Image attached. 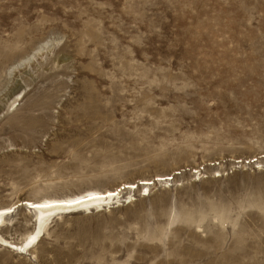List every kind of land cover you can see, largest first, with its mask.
<instances>
[{
	"label": "rangeland",
	"instance_id": "374dc122",
	"mask_svg": "<svg viewBox=\"0 0 264 264\" xmlns=\"http://www.w3.org/2000/svg\"><path fill=\"white\" fill-rule=\"evenodd\" d=\"M118 189L0 264H264V0H0V236Z\"/></svg>",
	"mask_w": 264,
	"mask_h": 264
},
{
	"label": "bare ground",
	"instance_id": "6f19581e",
	"mask_svg": "<svg viewBox=\"0 0 264 264\" xmlns=\"http://www.w3.org/2000/svg\"><path fill=\"white\" fill-rule=\"evenodd\" d=\"M159 182L165 181L167 182L170 178H157ZM145 186H148L149 182H142ZM144 186V187H145ZM128 188H133L132 186H126ZM135 189V187H134ZM124 190H126L124 188ZM120 191L122 189H118L117 191H106V192H88L84 195L66 198V199H46L43 201H25L21 203V206H25L28 210L34 213V217L36 219V227L31 234H29L22 242L12 243L7 240H4L0 236V244L5 245L9 250L16 252H29L34 250V248L40 243L43 233L46 231V224L50 220L51 216L55 213L62 211H71L79 209H87L91 206L100 207L104 204L109 203L110 201H114L119 198ZM131 191V190H128ZM119 192V193H118ZM18 205L8 207L5 209H0V226L4 225L6 221V216L11 214V211H14ZM56 215V214H55ZM18 254V253H17Z\"/></svg>",
	"mask_w": 264,
	"mask_h": 264
}]
</instances>
